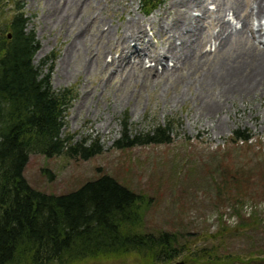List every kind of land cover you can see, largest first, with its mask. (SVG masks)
<instances>
[{"label":"rangeland","instance_id":"374dc122","mask_svg":"<svg viewBox=\"0 0 264 264\" xmlns=\"http://www.w3.org/2000/svg\"><path fill=\"white\" fill-rule=\"evenodd\" d=\"M45 1L8 0L7 9H14L16 3L23 6L28 18L26 31H33L39 43L33 64L38 66L48 55L55 58L52 87L55 90L65 87L75 90L76 97L64 118L63 130L74 134V142L84 140L88 143L98 138L102 151L88 160L71 159L65 155L49 158L31 152L24 169L28 183L46 193L59 194L100 174H109L145 196L148 205L143 219L147 230L175 232L190 240L193 248L218 245L220 253L232 256L253 254L259 247H264V193L255 177V172L264 168V86L247 96L228 93L232 84H227L223 71L237 57L245 56V52L233 53L232 47L214 51L217 42H198L195 43L196 57L203 56L201 62L193 66L198 58L193 60L195 56L191 57L179 71L169 57L156 60L150 54L152 47L163 50L164 45L158 40L156 31L167 22L160 19L166 17L175 0H164L149 15L141 11L139 0H76L80 6H74L75 24L85 29L86 41L80 44L78 54H73L67 48L74 35L67 34L65 29L49 20L53 9L45 6ZM221 1L225 5L238 3L243 8H248L250 2ZM58 2L63 7L62 0H53L55 5ZM84 2L89 5L81 8ZM69 7L73 9L70 3ZM206 7L208 12H216L211 0L207 1ZM171 12L174 10L170 9L168 14ZM194 15L200 14L194 11ZM130 16L142 20L146 35L139 42H128L134 51L129 53L127 61L134 64L135 56L141 55L143 70L153 72L135 70L128 73L127 69L121 73V67L113 64L121 51L119 41L115 43L113 40L112 48L102 49L105 39L99 36V32L109 28L114 29L113 32L116 30V36H119ZM208 21L202 26L206 32L203 38L214 29L208 27ZM78 27L71 32H80ZM179 43L177 41L176 45ZM258 47L261 49L263 43ZM88 55L95 60L98 58V65L91 69L85 67ZM229 56V62L225 61ZM112 59L113 63H110ZM167 64L170 67L174 64L172 72L161 75ZM102 66L106 67L103 69ZM46 70L44 68L43 72ZM235 83L233 81V85ZM211 106V109L216 106L217 109L208 113ZM125 114L131 135L146 133L170 118L174 121L172 140L165 144L117 149L115 141L121 136L120 120ZM236 128L247 129L251 138L247 142H231L232 131ZM44 169L49 170L51 178ZM238 169L250 170L247 192L258 195L246 200L240 209L244 216L255 218L248 226L247 237L232 231L238 221L233 211L236 208L234 195H218L224 179ZM222 225L226 230L219 234ZM175 262L183 264L180 257Z\"/></svg>","mask_w":264,"mask_h":264},{"label":"trees","instance_id":"16d2710c","mask_svg":"<svg viewBox=\"0 0 264 264\" xmlns=\"http://www.w3.org/2000/svg\"><path fill=\"white\" fill-rule=\"evenodd\" d=\"M139 1L141 11L149 15L164 0ZM7 4L8 0H0V264H176L178 257L183 264H264L263 246L253 254L232 256L220 253L218 245L193 248L190 240L175 232L147 230L145 196L109 174L59 194L28 183L24 169L31 152L88 160L102 148L98 138L74 142V134L63 130L75 90L52 87L53 55L33 64L39 43L33 31H26L23 6L16 3L8 11ZM120 122L117 149L172 140L170 118L134 135L128 131L127 114ZM250 138L247 129L236 128L230 140ZM44 171L52 177L48 169ZM249 176V169H238L218 190L219 197L234 195L238 221L232 231L246 237L255 218L244 216L240 209L258 196L247 192ZM255 177L264 193V168ZM224 230L222 225L219 234Z\"/></svg>","mask_w":264,"mask_h":264},{"label":"bare ground","instance_id":"6f19581e","mask_svg":"<svg viewBox=\"0 0 264 264\" xmlns=\"http://www.w3.org/2000/svg\"><path fill=\"white\" fill-rule=\"evenodd\" d=\"M62 1H63V7H60L59 4L60 2H58V4L55 5L53 3V0L45 1L46 3L45 6L53 9V14L49 17V20H51L55 26H59L60 29H65L67 34L74 35L72 37L71 42L68 45L69 48H67V51L73 54L74 53L78 54L79 47L81 46L80 44H84V42L86 41L85 29L83 30L82 27H78L79 24H75V19H77V15L74 13V11L76 10L75 7L77 5L80 6V4L79 2L75 3L76 0H74L73 2L72 0H62ZM207 1L208 0H175V2H172L171 7L167 10L166 17L164 16L162 19H160V20L165 19V21L167 22L163 23L164 24L163 26H159L156 31V34L158 35V40L162 45H164L163 50L159 51L158 49L157 51L156 47H152L151 50L149 49L151 52L150 53L151 56L156 60H160L163 57L165 60L167 59L165 57H169L171 61H174L176 63L175 69L179 70L180 67L186 65L187 61L191 57L195 56L193 60L198 58L196 57V51L198 49L196 50L195 48V43L198 42L200 43L205 40H207L208 43L210 44L211 41H213L214 43L217 42L214 51L215 50L221 51L226 47H230V48L232 47L231 49L233 53L244 51L245 56L240 55L239 58L238 57L236 58V61L233 64H231L227 68L225 67L223 68V71H225L224 79L226 80L228 85L232 84V86L229 87V89L232 90L228 93L231 94L239 93L241 95L247 96L253 92H256L258 90L257 88H259L260 86L261 87L264 86V42H263L264 41L263 40L264 39V0H250L248 4L249 6L248 8H243L238 3H234V2L231 3L230 5H225L222 4L221 0H211L215 5L214 10H216V12L214 13L207 11V7H206ZM69 3L73 7V9L69 7ZM88 5H89L88 3L84 2V4L81 5V8L82 7L86 8L88 7ZM69 8L71 11L69 10ZM170 9L174 10V13L171 12L169 15L168 12ZM194 11L198 12L200 15L199 16L194 15ZM227 16H229V18H227ZM80 17L82 18V16ZM81 18H80V23L82 21ZM206 21H208L207 23L208 27L210 29L211 28L214 29H211L212 31H210L211 33L209 34V36H207V38H203L206 35V32L203 31L202 26H204V23ZM234 21L235 23H233ZM75 27L80 28V32L72 33L71 29ZM113 30L114 29L111 30L107 28L104 31L99 32L100 34L99 36L102 37V39L103 38L105 39L101 44L103 45L102 49L112 48L114 44L112 42L113 40L115 41V43L119 41L121 47L120 54L118 53L119 56L117 57L116 60H114V63H113V59L111 60L110 63L120 66L121 73L122 71L127 69H129L128 73L131 71L133 73V71L135 70L153 72V70H145V69L143 70L142 68L143 57L141 58L140 57L141 55L135 56L136 62L134 64H130L127 61L129 53H132L134 51L128 46V42L130 41H134L135 43L139 42L146 35V29L142 20L130 16L127 19V21L124 23L123 29L121 33H119L120 34L119 36H116L117 32L116 30L115 32H113ZM177 41H180L178 46L176 45ZM260 43H263V47L261 49L258 47V44ZM201 57L199 56L198 60H196L195 62L192 60L194 62V64L191 62L193 66L201 62L202 60ZM97 59L96 60L92 59L91 55H88L86 57L85 67L91 69L93 65L95 64L98 65ZM229 60H230V56L226 58L225 61L229 62ZM105 67L106 66H102L103 69ZM172 67H174V64L171 67L168 64L164 66L161 75L162 74L167 75V73L172 72L173 69ZM111 78L112 77H110V79ZM233 81L236 82L234 85H233ZM212 107L213 106H211L210 109ZM216 109L217 106L211 109L208 113L213 112Z\"/></svg>","mask_w":264,"mask_h":264},{"label":"water","instance_id":"95a60500","mask_svg":"<svg viewBox=\"0 0 264 264\" xmlns=\"http://www.w3.org/2000/svg\"><path fill=\"white\" fill-rule=\"evenodd\" d=\"M7 37H8V38H10V37H11V35H10V34H8V35H7ZM177 264H181V263H179V262H178Z\"/></svg>","mask_w":264,"mask_h":264}]
</instances>
